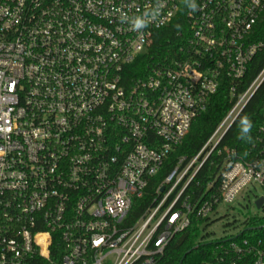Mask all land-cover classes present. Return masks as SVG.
I'll use <instances>...</instances> for the list:
<instances>
[{
	"label": "built area",
	"instance_id": "1",
	"mask_svg": "<svg viewBox=\"0 0 264 264\" xmlns=\"http://www.w3.org/2000/svg\"><path fill=\"white\" fill-rule=\"evenodd\" d=\"M195 3L0 0V264H157L175 234L264 187L263 102L247 157L226 149L219 195L190 202L183 187L162 209L177 166L160 202L129 221L221 82L236 100L213 147L264 81L263 66L236 93L264 50V0ZM182 8L188 33L174 56L129 81L125 69ZM212 264H264V222L220 240Z\"/></svg>",
	"mask_w": 264,
	"mask_h": 264
},
{
	"label": "trees",
	"instance_id": "2",
	"mask_svg": "<svg viewBox=\"0 0 264 264\" xmlns=\"http://www.w3.org/2000/svg\"><path fill=\"white\" fill-rule=\"evenodd\" d=\"M187 33L188 23L182 8L169 24L158 30L151 45L125 69L128 80L146 77L158 61L166 56H174L178 43L184 41ZM263 66L264 50L251 65V69L245 75L241 85L238 86L237 95L245 90ZM235 100L236 97H231L229 82L223 80L217 91L209 98L205 110L192 122L182 143L169 154L160 172L153 177L144 196L135 201L128 217L130 222H134L148 209L155 207L160 202L163 194L156 193L157 187L177 166H179V172L182 171L203 148L195 162L197 170H191L187 177L177 184L162 209L171 204L183 187L181 200L187 199L194 202L200 199L204 201L219 195L218 181L215 178L222 168L226 149L234 150L236 157L244 158L247 157L248 151L252 149L256 141L264 102V81L249 98L216 145L213 147V144H207L233 107ZM245 117L251 121L252 126L247 137L241 138V121ZM181 158L183 161L179 163ZM174 181L175 177L165 185V190ZM206 220L207 218L199 220L197 223L194 222L185 231L175 234L157 264H212L215 260L216 245L220 240L202 241L204 235H201L199 225ZM256 222L257 220L253 219L245 223L250 225Z\"/></svg>",
	"mask_w": 264,
	"mask_h": 264
},
{
	"label": "rangeland",
	"instance_id": "3",
	"mask_svg": "<svg viewBox=\"0 0 264 264\" xmlns=\"http://www.w3.org/2000/svg\"><path fill=\"white\" fill-rule=\"evenodd\" d=\"M232 116L226 125L230 122ZM226 125L222 127V130ZM218 136L219 133L212 139L210 144H215ZM195 166V163H188L182 171L175 175V181L178 182L186 178L191 170L196 169ZM255 195H264V187L259 185L249 186L232 203L220 204L207 220L199 225L201 235H204L202 241H219L236 236L244 228L246 221L256 219L255 224L257 225L264 222V210L258 209L254 205Z\"/></svg>",
	"mask_w": 264,
	"mask_h": 264
},
{
	"label": "clouds",
	"instance_id": "4",
	"mask_svg": "<svg viewBox=\"0 0 264 264\" xmlns=\"http://www.w3.org/2000/svg\"><path fill=\"white\" fill-rule=\"evenodd\" d=\"M185 3L187 5V7H189L192 10H196L197 5L195 3V0H185ZM145 24V20L137 18L135 20V27L136 28H140ZM241 138H245L247 137V134L249 133L250 129H251V121L245 117L242 121H241Z\"/></svg>",
	"mask_w": 264,
	"mask_h": 264
},
{
	"label": "water",
	"instance_id": "5",
	"mask_svg": "<svg viewBox=\"0 0 264 264\" xmlns=\"http://www.w3.org/2000/svg\"><path fill=\"white\" fill-rule=\"evenodd\" d=\"M233 121H234V120H233ZM233 121H232V122H233ZM232 122H231V123H232ZM231 123H230V125H231ZM230 125H229V126H230ZM229 126H228V127H229ZM227 129H228V128H227ZM227 129H226V130H227ZM226 130H225V131H226ZM224 133H225V132H224ZM222 136H223V135H222ZM162 189H163V188H161V190H162ZM263 202H264V198H263V197H259V198L256 200V202H255L256 207H257V208H260V207L262 206Z\"/></svg>",
	"mask_w": 264,
	"mask_h": 264
}]
</instances>
